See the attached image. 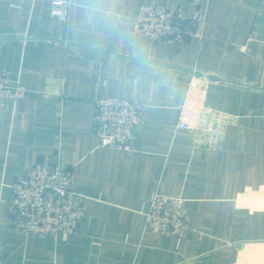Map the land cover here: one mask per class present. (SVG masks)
Segmentation results:
<instances>
[{
	"label": "crops",
	"instance_id": "1",
	"mask_svg": "<svg viewBox=\"0 0 264 264\" xmlns=\"http://www.w3.org/2000/svg\"><path fill=\"white\" fill-rule=\"evenodd\" d=\"M51 1L0 0V67L24 88L0 109V264H264V0H74L65 21ZM146 4L196 16V35H134ZM204 75L205 108L177 129ZM98 97L143 104L128 150L99 146ZM41 163L86 196L56 241L24 236L9 213L12 183ZM155 191L186 199L183 238L144 228Z\"/></svg>",
	"mask_w": 264,
	"mask_h": 264
},
{
	"label": "built area",
	"instance_id": "2",
	"mask_svg": "<svg viewBox=\"0 0 264 264\" xmlns=\"http://www.w3.org/2000/svg\"><path fill=\"white\" fill-rule=\"evenodd\" d=\"M74 0H52L50 15L65 21ZM200 20L160 4L141 5L132 18V33L153 41L182 43L196 35ZM20 79H12L0 67V109L23 94ZM207 76L191 77L178 108L177 129H188L205 108ZM143 104L135 99L98 97L94 101L92 133L99 146L128 150L139 123ZM9 213L16 228L26 237L39 240L65 238L74 234L84 215L86 196L72 186L69 170L52 163L32 165L11 185ZM144 228L161 235L183 238L189 231L186 199L179 195L153 192L144 212ZM242 249V242H231Z\"/></svg>",
	"mask_w": 264,
	"mask_h": 264
}]
</instances>
